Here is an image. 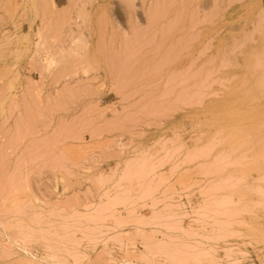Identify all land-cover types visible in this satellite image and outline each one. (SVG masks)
I'll use <instances>...</instances> for the list:
<instances>
[{
    "label": "rangeland",
    "instance_id": "1",
    "mask_svg": "<svg viewBox=\"0 0 264 264\" xmlns=\"http://www.w3.org/2000/svg\"><path fill=\"white\" fill-rule=\"evenodd\" d=\"M129 1L0 0V264H264V0Z\"/></svg>",
    "mask_w": 264,
    "mask_h": 264
},
{
    "label": "bare ground",
    "instance_id": "2",
    "mask_svg": "<svg viewBox=\"0 0 264 264\" xmlns=\"http://www.w3.org/2000/svg\"><path fill=\"white\" fill-rule=\"evenodd\" d=\"M158 1H159V0H158ZM162 1H163V0H162ZM212 1H213V0H212ZM228 1H229V3L231 4L232 0H228ZM230 1H231V2H230ZM53 2H54V1H53ZM128 2L131 3V1H129V0H128ZM207 2L210 3V1H207ZM207 2H206V3H207ZM213 2L216 3L217 1L214 0ZM226 2H227V0H226ZM130 3H129V4H130ZM132 3H133V2H132ZM167 3L169 4L168 1H167ZM227 3H228V2H227ZM50 4H51V3H50ZM134 4H135V3H134ZM134 4H133V5H134ZM165 4H166V2H165ZM216 4H218V3H216ZM216 4H215V5H216ZM221 4H222V3H221ZM121 5H122V4H121ZM133 5H132V6H133ZM208 5H209V4H208ZM208 5H206V7H207ZM210 6H214V3H213V5L210 4ZM51 7H52V6H51ZM215 7H216V8H215ZM46 8H47V7H46ZM208 8H210V7H208ZM213 8L215 9L214 11H213ZM217 8H218V5L212 7V9L210 8V9L214 12L213 15L216 14L215 12H217V14H218V10L222 9V8H220V9H217ZM30 9H31V8H30ZM43 9H44V8H43ZM47 9H48V8H47ZM159 9H160V7H159ZM192 9H193V8H192ZM224 9H226V8H224ZM34 10H35V9H34ZM115 10H116V9H115ZM185 10H186V7H185ZM187 10H188V9H187ZM31 11H32V10H31ZM45 11H46V10H45ZM121 11H122V10H121ZM164 11H165V10H164ZM220 11H222V10H220ZM158 12H159V11H158ZM162 12H163V11H162ZM183 13H184V11H183ZM156 15H157V14H156ZM220 15H221V14H220ZM113 16H114V15H113ZM118 16H119V14H118ZM136 16H137V15H136ZM215 16H216V15H215ZM217 16H218V15H217ZM83 17H85V16L83 15ZM119 17H120V16H119ZM157 17H158V16H157ZM162 17H163V16H162ZM211 17H212V15H211V16L209 15V19H210ZM85 18H86V17H85ZM136 18H137V17H136ZM138 18H139V17H138ZM159 18H160V16H159ZM159 18H158V20L161 19V18H160V19H159ZM202 18H203V17H202ZM204 18H205V17H204ZM206 18H207V16H206ZM206 18H205V19H206ZM221 18H222V17H221ZM221 18H220V19H221ZM114 19H115V18H114ZM154 19H155V18H154ZM156 19H157V18H156ZM205 19H204V21H202L203 19L201 20L202 23H203V22L205 23V21H206ZM207 19H208V18H207ZM213 19H214V17H213ZM116 20H118V19H116ZM158 20H157V21H158ZM210 20H211V19H210ZM177 21H178V20H177ZM201 21H200V24H201ZM211 21H212V20H211ZM114 22H115V21H114ZM173 22H174V21H173ZM215 22H216V21H215ZM257 22H258V21H257ZM116 23H117V22H115V24H116ZM118 23H119V22H118ZM118 23H117V24H118ZM121 23H122V22H121ZM171 23H172V22H171ZM171 23H170V24H171ZM253 23H254V21H253ZM119 24H120V23H119ZM257 24H258V26H257ZM257 24H256V29L254 30V33H255L256 30L259 28V23H257ZM121 25H122V24H121ZM171 26H172V25H171ZM117 27H119V25H117ZM117 27H116V28H117ZM257 27H258V28H257ZM121 28H124V26L121 27ZM126 28H127V27H126ZM131 28H132V27H131ZM169 28H170V27H169ZM171 28H172V27H171ZM171 28H170V29H171ZM121 30H122V29H121ZM124 30H126V29L124 28ZM127 30H128V29H127ZM40 31H41V30H40ZM122 31H123V30H122ZM128 31H129V30H128ZM170 31H172V30H170ZM170 31H169V33H170ZM257 31H258V30H257ZM41 32H42V31H41ZM252 32H253V30H252ZM83 33H84V32H83ZM167 33H168V32H167ZM171 33H172V32H171ZM171 33H170V35H171ZM247 33H248V32H247ZM249 33H251V32H249ZM39 34H41V33H39ZM252 34H253V33H252ZM81 35H82V34H81ZM85 35H87V34H85ZM89 35H91V34H89ZM165 35H166V34H165ZM170 35L167 34V35H166V39H167L168 37L170 38ZM254 35H255V34H253L252 36L254 37ZM41 36H42V35H41ZM83 36H84V35H83ZM252 36H251V37L249 36V40H252V39H253V41H256V40H254V38H253ZM245 37H247V36L245 35ZM164 38H165V37H164ZM169 38H168V39H169ZM234 38H235V37H234ZM242 38H244V37H242ZM247 38H248V37H247ZM81 39H82V38H81ZM81 39H80V42H81ZM85 39H86V38H85ZM170 39H172V38H170ZM82 40H83V39H82ZM104 40H105V39H104ZM237 40H238V39H237ZM235 41H236V40H235ZM29 42H30V41H29ZM39 42H40L39 45L41 46V42H42V41H39ZM245 42H247V41H245ZM256 42H257V41H256ZM43 43H44V42H43ZM76 43H77V42H76ZM76 43H75V45H76ZM86 43H88V42L86 41ZM89 43H90V42H89ZM89 43H88V44H89ZM240 43H244V42H240ZM240 43H239V45H241ZM29 45H30V44H29ZM36 45H37V44H36ZM34 46H35V45H34ZM86 46H87V45H86ZM210 46H213V45L210 44ZM210 46H209V47H210ZM242 46H244V45H242ZM43 47H44V46H43ZM80 47H81V46H80ZM40 48H41V47H40ZM40 48H39V49H40ZM75 48H76V47H75ZM77 48H78V45H77ZM252 48H253V47H252ZM255 48H256V47H255ZM35 49H38L37 46H36ZM70 49H72V48H70ZM78 49H80V48H78ZM239 49H240V48H239ZM253 49H254V48H253ZM257 49H258V48H257ZM73 50L75 51V49H73ZM73 50H72V52H73ZM82 50H83V49H81L80 51H82ZM89 50H90V47H89ZM96 50L98 51V49H96ZM208 50H210V49L208 48ZM67 51H69V50H67ZM254 51H255V50H254ZM260 51H261V50H260ZM260 51H259V52H260ZM47 52H48V51L45 52V55H46V54H49V53H47ZM76 52H77V51H76ZM259 52H258V54H260ZM36 53H37V52H36ZM52 53H53V52H52ZM70 53H71V52H70ZM70 53H69V57L72 56V55H70ZM92 53H93V52H92ZM50 54H51V53H50ZM71 54H73V53H71ZM256 54H257V52H256ZM256 54H254V56H255ZM261 54H262V53H261ZM261 54H260V55H261ZM66 55H67V53L65 54V57H67ZM43 56H44V55H43ZM54 56H55V58H56V55H54V54H53V56H51V57H50V56H49V57H46V58H45V59H46V63L49 62L51 66H52V64H56V66H57L58 62L56 61L57 59H55ZM251 56H252V55H251ZM261 56H262V55H261ZM261 56H260V57H261ZM263 56H264V55H263ZM44 57H45V56H44ZM257 57H258V55H257ZM260 57H258V58H260ZM90 58H91V57H90ZM258 58H257V60H258ZM42 59H44V58L42 57ZM255 59H256V58H255ZM261 59H262V58H261ZM251 60H252V59H251ZM58 61H59V60H58ZM86 61H88V60H86ZM220 61H221V58H220ZM255 61H256V60H255ZM258 61H260V60H258ZM41 62H42V61H41ZM44 62H45V61H44ZM263 62H264V61H263ZM85 63H87V62H85ZM92 63H93V62H92ZM257 63H258V62H257ZM47 64H48V63H47ZM87 64H88V63H87ZM89 64H90V63H89ZM238 64H239V63H238ZM48 65H49V64H48ZM50 65H49V66H50ZM84 65H85V64H84ZM84 65H83L82 67H84ZM242 65H244V64H242ZM257 65H258V64H257ZM257 65L255 64V67H254L255 70H256L257 68H259ZM42 66H43V65H42ZM49 66H48V67H49ZM51 66H50V67H51ZM54 66H55V65H54ZM56 66H55V68H56ZM87 66H89V65H87ZM217 66H218V65H217ZM244 66H245V65H244ZM244 66H242V67H244ZM250 66H251V65H250ZM250 66H249V67H250ZM40 67H41V65H40ZM46 67H47V66H46ZM247 67H248V65H247ZM251 67H252V66H251ZM256 67H257V68H256ZM53 68H54V67H53ZM55 68H54V69H55ZM80 68H81V67H80ZM48 69H49V68H48ZM81 69H82V68H81ZM88 69L90 70V67H89ZM259 69H260V68H259ZM52 70H53V69H52ZM82 70H83V69H82ZM82 70H81V71H82ZM41 71H42V68H41ZM47 71H48V70H47ZM47 71H46V72H47ZM75 71H78V70H75ZM85 71L87 72L86 69H85ZM263 71H264V69H263ZM88 72H89V71H88ZM256 72H257V70H256ZM256 72L254 71V73H256ZM51 73H52V72H51ZM76 73H77V72H76ZM49 74H50V73H49ZM86 74H87V73H86ZM235 75H236V74H235ZM235 75H234V76H235ZM236 76H238V75H236ZM244 76H245V75H244ZM241 80H242V78H241ZM261 80H262V79H261ZM247 81H248V80L246 79V82H245V83H247ZM242 82H244V81H242ZM242 82H241V83H242ZM263 82H264V81H263ZM259 83H261V82L259 81ZM256 84H258L257 81H256ZM244 85H245V84H244ZM247 85H248V84H247ZM252 85H253V84H252ZM245 87H246V86H245ZM261 87L264 89L263 86H261ZM246 90H247V89H246ZM249 90H250V89H249ZM249 90L247 91V94L250 92ZM261 92H262V91H261ZM263 93H264V91H263ZM247 94H245V95H247ZM258 98H259V97H258ZM258 98L256 97V98H252V99H253V100L255 99L254 101H257ZM263 98H264V97H263ZM259 99H261V98H259ZM259 99H258V100H259ZM238 101H239V100H238ZM259 101H260V100H259ZM251 102H252V101H251ZM251 102H249V103H251ZM238 104H239V103H238ZM250 107H251V106H250ZM254 107H255V106H254ZM248 108H249V106H248ZM252 109H253V108H252ZM252 109H251V110H252ZM255 109H256V108H255ZM257 111H258V108H257ZM254 113H255V112H254ZM255 124H256V123H255ZM253 130H254V129H253ZM250 131H251V130H250ZM242 132H244V131H242ZM238 134H241V133L239 132ZM251 136H252V135H251ZM242 137H244V136H241V138H242ZM244 138H245V137H244ZM242 139H243V138H242ZM166 187H167V186H166ZM169 187H170V186H169ZM165 191H166V190H165ZM169 195H170V194H169ZM172 196H173V195H172ZM177 198H178V197H177ZM223 202H224V201H223ZM228 202H229V201H228ZM225 204H226V203H225ZM225 204H224V205H225ZM51 255H52V254H51ZM52 257L54 258L55 256L53 255ZM50 258H51V257H50ZM54 259H55V258H54ZM24 263H26V262H24ZM21 264H22V262H21ZM52 264H53V263H52Z\"/></svg>",
    "mask_w": 264,
    "mask_h": 264
}]
</instances>
